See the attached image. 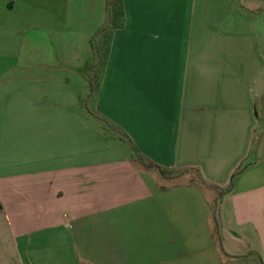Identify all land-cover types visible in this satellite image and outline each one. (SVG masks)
<instances>
[{
	"label": "crops",
	"instance_id": "crops-1",
	"mask_svg": "<svg viewBox=\"0 0 264 264\" xmlns=\"http://www.w3.org/2000/svg\"><path fill=\"white\" fill-rule=\"evenodd\" d=\"M110 2L0 0V264H264V0Z\"/></svg>",
	"mask_w": 264,
	"mask_h": 264
},
{
	"label": "trees",
	"instance_id": "trees-1",
	"mask_svg": "<svg viewBox=\"0 0 264 264\" xmlns=\"http://www.w3.org/2000/svg\"><path fill=\"white\" fill-rule=\"evenodd\" d=\"M108 13H109V23L111 25V28L116 29L122 26V17H123V10H122V3L121 0H112L109 4V8H108ZM110 126V125H109ZM114 130L117 131V133L120 135V137L130 145V147L134 150L135 152V158L134 160L136 162H138L142 167H144L145 169H150V170H155L157 171L161 176H163L166 179H178L181 176L187 174V173H194L196 179L203 184L204 186H207L206 183L204 182L201 174L199 173L198 170H183V171H174V170H168L162 166L157 165L156 163H153L152 161H149L146 157H144L143 155H141L140 153H138L132 143V141L130 140V138L128 137V135L124 132H122L121 129H118L116 127L113 128ZM247 166V165H246ZM246 166L240 168L234 175L233 178L229 184V186L227 187V189L223 192V190H221L222 194H226V193H230L233 188H234V178L240 174L244 168H246Z\"/></svg>",
	"mask_w": 264,
	"mask_h": 264
},
{
	"label": "rangeland",
	"instance_id": "rangeland-1",
	"mask_svg": "<svg viewBox=\"0 0 264 264\" xmlns=\"http://www.w3.org/2000/svg\"><path fill=\"white\" fill-rule=\"evenodd\" d=\"M112 1V0H111ZM263 13H264V4H263ZM95 48H97L96 50H97V52H98V55H97V57L95 58V62L93 63V65L94 64H98V63H100V61H101V59H102V57H103V52H104V45H103V40H102V38L101 37H97L96 39H95ZM118 128V127H117ZM118 129H120V128H118ZM125 133V132H124ZM110 137V136H109ZM111 139H114V141H116V139H118L119 140V142L120 141H122L119 137H117L116 135H114V136H112V138ZM123 146H124V144H123ZM124 147H127V146H124Z\"/></svg>",
	"mask_w": 264,
	"mask_h": 264
}]
</instances>
